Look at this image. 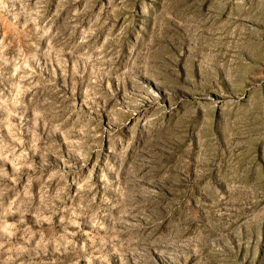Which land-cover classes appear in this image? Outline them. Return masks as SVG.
<instances>
[{
    "label": "rangeland",
    "instance_id": "obj_1",
    "mask_svg": "<svg viewBox=\"0 0 264 264\" xmlns=\"http://www.w3.org/2000/svg\"><path fill=\"white\" fill-rule=\"evenodd\" d=\"M0 264H264V0H0Z\"/></svg>",
    "mask_w": 264,
    "mask_h": 264
}]
</instances>
